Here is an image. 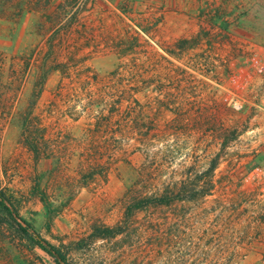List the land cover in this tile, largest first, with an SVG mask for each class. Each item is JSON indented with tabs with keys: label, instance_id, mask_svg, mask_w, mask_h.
Here are the masks:
<instances>
[{
	"label": "rangeland",
	"instance_id": "rangeland-1",
	"mask_svg": "<svg viewBox=\"0 0 264 264\" xmlns=\"http://www.w3.org/2000/svg\"><path fill=\"white\" fill-rule=\"evenodd\" d=\"M261 49L264 0H0V188L67 264H264V193L244 180ZM184 183L186 199L77 247ZM0 264L52 263L4 222Z\"/></svg>",
	"mask_w": 264,
	"mask_h": 264
},
{
	"label": "trees",
	"instance_id": "trees-1",
	"mask_svg": "<svg viewBox=\"0 0 264 264\" xmlns=\"http://www.w3.org/2000/svg\"><path fill=\"white\" fill-rule=\"evenodd\" d=\"M27 128L24 127L23 135L24 141L32 151L34 158L38 159L40 156V152L37 149L36 141L32 140L27 134H25ZM26 135V136H25ZM215 168V165L212 164L208 171L212 172ZM91 174L84 175L82 177H90ZM38 182L34 183L33 192L35 195L40 197V199L44 200V194L38 187ZM183 184L181 188L177 191L174 190H166L165 193L159 196H146L143 198H139L128 203L124 209L123 217L121 221L115 226H95L91 229V232L85 239H81L76 242L78 248H83L86 244L94 242L96 240H105V239H114L119 235H122L127 231V228L130 224L131 218L133 214L138 210H144L150 206H160V205H170L171 203L177 200H184L182 194L187 192L189 189ZM192 188V187H191ZM0 212L2 213V217L0 218V224L4 222L7 223L10 227H13L14 231L20 238H25L36 245L40 250H42L49 258L52 264H67V253L63 249L62 246H55L51 244L44 238L40 236L33 228H31L30 224L20 216L17 210L13 207L12 202L9 196L0 188ZM1 216V214H0Z\"/></svg>",
	"mask_w": 264,
	"mask_h": 264
},
{
	"label": "built area",
	"instance_id": "built-area-1",
	"mask_svg": "<svg viewBox=\"0 0 264 264\" xmlns=\"http://www.w3.org/2000/svg\"><path fill=\"white\" fill-rule=\"evenodd\" d=\"M248 64L250 67L249 74L255 79L257 88L251 98V103L256 113L264 114V49L252 51L249 56ZM233 81L236 83L240 82V74L236 73L233 76ZM225 101L234 109L239 110L244 104L249 103L250 99L230 93V95L225 97ZM252 131H254V129ZM255 135H258L260 140H258V144L254 147L251 165L244 180H257L261 191L264 193V123L255 128Z\"/></svg>",
	"mask_w": 264,
	"mask_h": 264
}]
</instances>
